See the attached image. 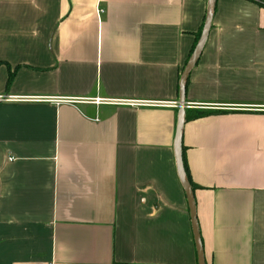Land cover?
Returning a JSON list of instances; mask_svg holds the SVG:
<instances>
[{"label": "crops", "instance_id": "0c3cea01", "mask_svg": "<svg viewBox=\"0 0 264 264\" xmlns=\"http://www.w3.org/2000/svg\"><path fill=\"white\" fill-rule=\"evenodd\" d=\"M208 8L0 0V264H198L175 135ZM211 12L183 177L204 264H264V0Z\"/></svg>", "mask_w": 264, "mask_h": 264}, {"label": "water", "instance_id": "95a60500", "mask_svg": "<svg viewBox=\"0 0 264 264\" xmlns=\"http://www.w3.org/2000/svg\"><path fill=\"white\" fill-rule=\"evenodd\" d=\"M213 0H209V8L206 16V24L205 27L201 33L199 42L197 46L195 47L183 73L180 78V107H179V112H178V119H177V125H176V135H175V148H176V167L178 171V176L181 180L182 186L184 188V191L187 195L188 201H189V210H190V215L192 219V228L194 232V240L196 243L197 247V256H198V264H204L203 260V250H202V244L199 239L198 231H197V225H196V217H195V206H194V200L192 196L191 189L189 188L187 182L184 180L183 177V168H182V151H181V136H182V126H183V121H184V94H183V84L185 80L187 79L189 72L191 68L196 64L200 53L204 47V44L206 42V38L208 36V32L211 26V21H212V12H211V2Z\"/></svg>", "mask_w": 264, "mask_h": 264}, {"label": "trees", "instance_id": "16d2710c", "mask_svg": "<svg viewBox=\"0 0 264 264\" xmlns=\"http://www.w3.org/2000/svg\"><path fill=\"white\" fill-rule=\"evenodd\" d=\"M199 38H200V35L199 37L197 38V41H199ZM194 49L192 50V53H193ZM12 75L13 73H10L9 74V77H8V81H7V84L10 83L11 79H12ZM210 112L206 111V110H194L193 112L189 113V112H186V115H185V118L186 120L188 119H197V118H200V117H203V116H206L208 115ZM182 166H184L185 168V163L182 161Z\"/></svg>", "mask_w": 264, "mask_h": 264}]
</instances>
